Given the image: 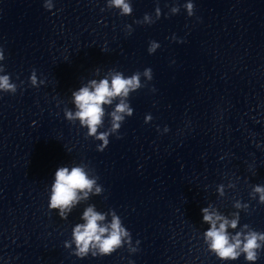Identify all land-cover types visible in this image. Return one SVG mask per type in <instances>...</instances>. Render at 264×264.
I'll list each match as a JSON object with an SVG mask.
<instances>
[{
    "label": "clouds",
    "instance_id": "9594fccd",
    "mask_svg": "<svg viewBox=\"0 0 264 264\" xmlns=\"http://www.w3.org/2000/svg\"><path fill=\"white\" fill-rule=\"evenodd\" d=\"M109 8L120 9L121 16L130 15L133 11L130 3L126 0H108ZM44 7L48 10L53 8L52 0H45ZM188 16L194 14V4L192 0H188L183 5ZM180 11L179 7H172L171 12L177 14ZM157 20L161 16V9L156 8ZM144 22L147 24L155 23L151 20L148 14L144 15ZM137 23H141L137 21ZM130 27V26H129ZM130 34V33H129ZM160 45L156 41H151L148 47L149 54L155 53ZM104 51V49H101ZM5 55L0 48V60H4ZM0 72H5L3 66H0ZM141 75L151 81L153 78L151 68H146L142 73L137 71L130 77H125L121 72L112 74L111 83L108 78L100 80H91L88 85L82 86L77 91L72 92L73 102L76 111L65 110V118L69 121L79 120L82 127L87 128L86 136L94 137L96 140L102 141L97 145V151L103 152L109 144V136L116 135L117 139L119 130L125 121V115L130 117L133 115V109L125 102L123 98H127L130 92H134L147 84H141ZM30 82L33 87H39V84L44 81H38L36 70L33 69L30 77ZM17 85L11 81L9 74L0 75V92L15 94ZM155 91V89H153ZM121 97L120 103L115 107L111 115V125L108 130L99 132L98 128L103 124L105 110L103 105H111L113 99ZM152 119L151 115H147L145 123ZM165 131L168 128L165 127ZM97 178H89L84 167L76 166L69 170L68 167H59L55 171L54 181L51 185V194L49 197V210L59 209L58 215L61 219H66L67 212L71 211V206L78 202L81 198L78 193L84 192L85 197L88 192H91L96 185ZM101 191L100 187H96V193ZM254 192L260 194V201L264 203V186L256 185ZM239 207V204H237ZM203 220L211 225L205 232V242L208 243L209 249L214 252L221 260H237L243 253L246 261L255 262L258 259V250H262L261 241H264V232L249 230L247 232H238L235 236L229 237L227 227L235 229L238 223L237 219L231 221L218 215L216 212H210L208 208L201 209ZM84 224H78L73 231L74 242L76 244L75 255L80 258L86 257L90 250L98 249L100 256L111 255L117 251L127 238V243H131L129 231L121 226V221L118 216L113 214L110 225L101 226L98 222L105 219L104 215L99 214L94 210L93 206H89L83 213ZM217 221L219 227L217 228ZM248 228V225H244ZM243 237V239H241ZM66 246L67 245L66 243ZM137 251V249H130ZM92 255L96 256L97 252L92 251ZM133 264V262H129Z\"/></svg>",
    "mask_w": 264,
    "mask_h": 264
}]
</instances>
